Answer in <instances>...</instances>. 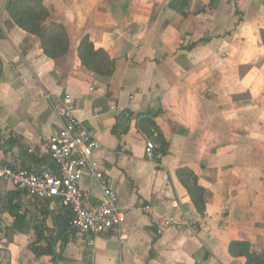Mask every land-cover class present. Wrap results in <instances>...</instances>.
<instances>
[{
  "label": "crops",
  "instance_id": "0c3cea01",
  "mask_svg": "<svg viewBox=\"0 0 264 264\" xmlns=\"http://www.w3.org/2000/svg\"><path fill=\"white\" fill-rule=\"evenodd\" d=\"M175 1L42 0L47 22L69 38L67 53L51 59L0 0V164L54 168L45 144L62 125L67 95L101 144L93 157L125 215L122 237L99 234L90 251L58 199L33 200L0 179V264H245L229 253L234 241L264 254V0H185L184 15ZM83 36L114 61L111 77L81 65ZM148 112L164 154L138 127ZM182 169L203 189V211ZM81 187L98 201L93 180L84 176ZM165 218L198 225L158 233ZM38 230L52 253L31 250Z\"/></svg>",
  "mask_w": 264,
  "mask_h": 264
},
{
  "label": "built area",
  "instance_id": "2783aa9c",
  "mask_svg": "<svg viewBox=\"0 0 264 264\" xmlns=\"http://www.w3.org/2000/svg\"><path fill=\"white\" fill-rule=\"evenodd\" d=\"M62 117L60 129L45 144L54 168L37 173L20 163L11 166L0 164V179L16 191H26L33 200L58 199L72 214L71 230L92 251L99 234L110 233L122 237L125 215L118 206L117 193L93 157L101 144L75 116L73 104L67 95ZM155 146L150 140L146 142L145 156L148 160L154 159ZM84 176L97 184L100 192L97 202L91 200V191L81 187ZM144 209L149 211L148 206ZM182 225L195 231L198 223L194 219L177 221L165 218L157 232Z\"/></svg>",
  "mask_w": 264,
  "mask_h": 264
},
{
  "label": "trees",
  "instance_id": "16d2710c",
  "mask_svg": "<svg viewBox=\"0 0 264 264\" xmlns=\"http://www.w3.org/2000/svg\"><path fill=\"white\" fill-rule=\"evenodd\" d=\"M173 4L184 15L186 1L177 0ZM4 10L17 26L37 38L43 53L47 57L58 59L67 53L69 49L67 32L62 24L53 21L47 22L49 11L42 3V0H7ZM260 37L264 43L263 29L260 30ZM77 56L81 65L88 71L103 78L112 76L114 72V61L108 56L106 51L95 48L88 36H83L79 41ZM138 127L143 129L149 137H154V140L159 143V148L155 152L164 154L167 149V142L153 120V115L148 112L139 116ZM178 176L186 187L195 206L200 211H203V189L197 185L196 177L188 169L179 170ZM14 194V192L9 194L8 201L10 203H8V208L17 221L21 218L18 212L20 206L17 203H11ZM42 235V231L38 230L36 241L30 245L35 256L53 252L51 247L43 248L38 244L43 237ZM229 253L233 256H245V264H264V254L259 255L250 252L249 245L246 242H231L229 245Z\"/></svg>",
  "mask_w": 264,
  "mask_h": 264
}]
</instances>
